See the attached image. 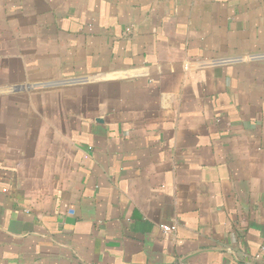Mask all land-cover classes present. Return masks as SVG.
Here are the masks:
<instances>
[{"label":"crops","instance_id":"crops-1","mask_svg":"<svg viewBox=\"0 0 264 264\" xmlns=\"http://www.w3.org/2000/svg\"><path fill=\"white\" fill-rule=\"evenodd\" d=\"M0 264H264V0H0Z\"/></svg>","mask_w":264,"mask_h":264},{"label":"built area","instance_id":"built-area-1","mask_svg":"<svg viewBox=\"0 0 264 264\" xmlns=\"http://www.w3.org/2000/svg\"><path fill=\"white\" fill-rule=\"evenodd\" d=\"M176 226L174 224H167V225H163L162 229L165 232H173L175 230Z\"/></svg>","mask_w":264,"mask_h":264}]
</instances>
